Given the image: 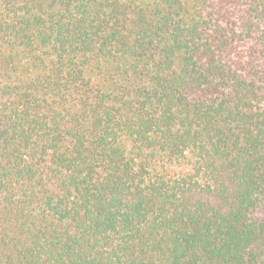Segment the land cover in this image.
Segmentation results:
<instances>
[{
	"label": "trees",
	"instance_id": "1",
	"mask_svg": "<svg viewBox=\"0 0 264 264\" xmlns=\"http://www.w3.org/2000/svg\"><path fill=\"white\" fill-rule=\"evenodd\" d=\"M0 264H264V0H0Z\"/></svg>",
	"mask_w": 264,
	"mask_h": 264
}]
</instances>
